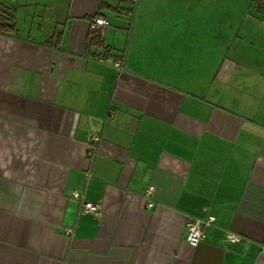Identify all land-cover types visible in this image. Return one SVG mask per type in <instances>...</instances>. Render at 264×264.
I'll return each instance as SVG.
<instances>
[{
  "label": "crops",
  "instance_id": "1",
  "mask_svg": "<svg viewBox=\"0 0 264 264\" xmlns=\"http://www.w3.org/2000/svg\"><path fill=\"white\" fill-rule=\"evenodd\" d=\"M157 1L0 0V264H264L261 14Z\"/></svg>",
  "mask_w": 264,
  "mask_h": 264
},
{
  "label": "built area",
  "instance_id": "2",
  "mask_svg": "<svg viewBox=\"0 0 264 264\" xmlns=\"http://www.w3.org/2000/svg\"><path fill=\"white\" fill-rule=\"evenodd\" d=\"M138 0H131L132 4H136ZM264 22V20H262ZM108 24V21L106 18L103 17H93L91 20V27L93 29H99L105 25ZM112 65L117 68L118 70L122 69V62L121 60H116L111 62ZM153 191V187L149 186L147 190L144 193V199L146 200V206L152 207L153 202L150 199V195ZM73 196L75 198L79 197L78 192H73ZM100 208L99 204L87 202L83 199L80 200V211L83 213L86 212H96ZM214 218L212 216L208 217L206 220L196 219V218H189L185 222V241L192 247H196L201 243L204 238V227L207 225H210L213 222ZM65 233H72V228L66 227L64 229ZM241 237L234 233H229L226 237V241L228 243H237L241 241Z\"/></svg>",
  "mask_w": 264,
  "mask_h": 264
},
{
  "label": "trees",
  "instance_id": "3",
  "mask_svg": "<svg viewBox=\"0 0 264 264\" xmlns=\"http://www.w3.org/2000/svg\"><path fill=\"white\" fill-rule=\"evenodd\" d=\"M129 1V0H125ZM251 4H254L257 12L261 14V20H264V0H249ZM94 30L88 37L89 43H98V37L94 35ZM15 33V27L11 17H3L0 19V34L13 35Z\"/></svg>",
  "mask_w": 264,
  "mask_h": 264
},
{
  "label": "rangeland",
  "instance_id": "4",
  "mask_svg": "<svg viewBox=\"0 0 264 264\" xmlns=\"http://www.w3.org/2000/svg\"><path fill=\"white\" fill-rule=\"evenodd\" d=\"M157 2L162 3L161 0H158ZM208 3L211 4V0H209ZM220 4H226V5L231 4L233 9L237 8L239 12L240 11L242 12L244 10L243 11L244 13L242 14L245 15L246 17L248 16L249 13L255 14V5L251 4L249 0H221Z\"/></svg>",
  "mask_w": 264,
  "mask_h": 264
}]
</instances>
